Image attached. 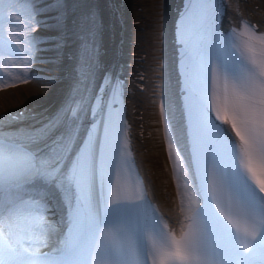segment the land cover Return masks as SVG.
I'll return each instance as SVG.
<instances>
[{"label": "snow or ice", "instance_id": "1", "mask_svg": "<svg viewBox=\"0 0 264 264\" xmlns=\"http://www.w3.org/2000/svg\"><path fill=\"white\" fill-rule=\"evenodd\" d=\"M20 2L0 0V58L25 61L0 88L33 78L38 51L65 47L66 0ZM223 6L182 0L177 14V87L160 117L179 233L130 158L115 107L125 82L106 73L95 86L99 17L89 9L73 21L75 81L61 109L31 125L23 110L0 116V264H264V33L246 20L222 31ZM5 20L19 31L5 34ZM49 22L58 35H31Z\"/></svg>", "mask_w": 264, "mask_h": 264}, {"label": "bare ground", "instance_id": "2", "mask_svg": "<svg viewBox=\"0 0 264 264\" xmlns=\"http://www.w3.org/2000/svg\"><path fill=\"white\" fill-rule=\"evenodd\" d=\"M66 3L69 14L65 47L60 52H48L55 56L54 61L37 58L30 65L31 70L48 71L55 79L33 77L28 82L0 88V111L33 104L40 118L32 120L31 125L52 117L48 113L54 116L60 110L56 105L65 104L75 81L77 41L73 35V21L89 9L96 10L98 25L102 27H97L96 35L99 51L95 86H100L106 73L125 82L123 108L133 131L130 143L138 155L139 164L149 173L148 190L160 213L168 221L169 228L179 231L180 214L176 213V207L180 205L178 182L173 177L172 168L170 172L166 164L169 159L163 125L159 120V101L162 98L165 102L167 116L168 96L176 90L169 61L174 48L171 38L173 20L182 0H66ZM261 3V8L254 10L250 0H224L221 26L240 24L244 17L254 20L259 30L264 29V0ZM40 30L48 32L50 28L41 27ZM0 59L2 68L6 66L5 59L7 62L13 60L7 56ZM19 61L21 70L15 71L13 77L19 76L24 69L25 61L22 58ZM23 111L27 113L25 108Z\"/></svg>", "mask_w": 264, "mask_h": 264}, {"label": "rangeland", "instance_id": "3", "mask_svg": "<svg viewBox=\"0 0 264 264\" xmlns=\"http://www.w3.org/2000/svg\"><path fill=\"white\" fill-rule=\"evenodd\" d=\"M101 26V25H100ZM102 27V26H101ZM9 81V80H8ZM8 81H6V82H8ZM3 82H5V81H3ZM18 84V83H17ZM16 85V84H15ZM6 88V87H5ZM162 99V98H161ZM161 99H160V101H159V106H160V102H161Z\"/></svg>", "mask_w": 264, "mask_h": 264}]
</instances>
